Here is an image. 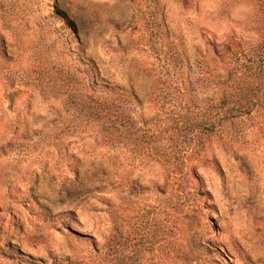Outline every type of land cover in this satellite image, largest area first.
<instances>
[{
	"label": "rangeland",
	"instance_id": "obj_1",
	"mask_svg": "<svg viewBox=\"0 0 264 264\" xmlns=\"http://www.w3.org/2000/svg\"><path fill=\"white\" fill-rule=\"evenodd\" d=\"M0 264H264V0H0Z\"/></svg>",
	"mask_w": 264,
	"mask_h": 264
},
{
	"label": "trees",
	"instance_id": "obj_2",
	"mask_svg": "<svg viewBox=\"0 0 264 264\" xmlns=\"http://www.w3.org/2000/svg\"><path fill=\"white\" fill-rule=\"evenodd\" d=\"M72 26H73L74 30L79 34V31H77V29L75 28V25L72 24Z\"/></svg>",
	"mask_w": 264,
	"mask_h": 264
}]
</instances>
